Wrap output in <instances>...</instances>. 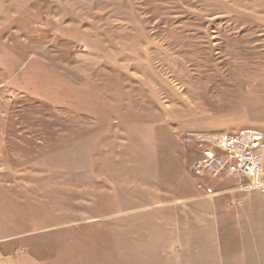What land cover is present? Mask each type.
I'll list each match as a JSON object with an SVG mask.
<instances>
[{"label":"rangeland","instance_id":"obj_1","mask_svg":"<svg viewBox=\"0 0 264 264\" xmlns=\"http://www.w3.org/2000/svg\"><path fill=\"white\" fill-rule=\"evenodd\" d=\"M243 128L264 0H0V264H264V193L190 167Z\"/></svg>","mask_w":264,"mask_h":264},{"label":"built area","instance_id":"obj_2","mask_svg":"<svg viewBox=\"0 0 264 264\" xmlns=\"http://www.w3.org/2000/svg\"><path fill=\"white\" fill-rule=\"evenodd\" d=\"M200 153L190 167L199 177L215 178L228 173L241 184L245 191L264 193V136L255 128H243L232 133H191ZM212 195L211 188L206 190Z\"/></svg>","mask_w":264,"mask_h":264}]
</instances>
